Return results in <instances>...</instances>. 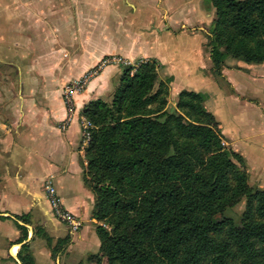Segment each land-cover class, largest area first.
<instances>
[{"label":"crops","instance_id":"1","mask_svg":"<svg viewBox=\"0 0 264 264\" xmlns=\"http://www.w3.org/2000/svg\"><path fill=\"white\" fill-rule=\"evenodd\" d=\"M96 2L110 9L107 21L88 9ZM40 4L20 14L24 21L17 13L12 29L7 19L0 22V264H21L17 250L24 242L34 261L49 264V250L34 230L52 239L69 231L45 198L42 181L48 173L63 206L81 218L66 248L76 252L64 260L72 264L73 253L97 248L79 116L89 99L109 98L121 67L105 66L73 93L64 127L68 112L61 87L104 54L154 60L159 80L170 77L164 81L169 108L182 89L204 91L203 106L216 120L221 143L240 155L253 185L264 184V62L228 58L219 74L212 72L206 34L214 12L207 0H97L88 8L79 0L73 10L71 0L62 8L54 0Z\"/></svg>","mask_w":264,"mask_h":264},{"label":"trees","instance_id":"2","mask_svg":"<svg viewBox=\"0 0 264 264\" xmlns=\"http://www.w3.org/2000/svg\"><path fill=\"white\" fill-rule=\"evenodd\" d=\"M214 12L206 46L211 70L228 58L264 62V0H207ZM154 60L130 72L122 65L109 102L89 100L81 114L90 122L83 180L93 194L91 216L98 264H264V185L247 183L240 155L221 143L206 93L182 89L168 111L166 85L152 90ZM153 104V105H152ZM244 198L238 221L223 214ZM51 255L68 236L41 228ZM100 255L105 261L100 263ZM21 264L34 261L20 244ZM74 264H82L76 262Z\"/></svg>","mask_w":264,"mask_h":264},{"label":"rangeland","instance_id":"3","mask_svg":"<svg viewBox=\"0 0 264 264\" xmlns=\"http://www.w3.org/2000/svg\"><path fill=\"white\" fill-rule=\"evenodd\" d=\"M55 1V7L56 8H62L64 5H63V2H64V0H54ZM77 1H79V0H71V7H72V10L76 7V3H77ZM86 1V3H87V8L90 6L88 3H90V2H93V1H97V0H85ZM105 2H108L109 3V1L110 0H104ZM37 3V2H41V4H40V6L41 7H43V6H45L46 5V2H47V0H0V22H5V20L7 19L8 20V28L9 29H12L11 27H9V25H14V22H15V19H16V16L18 15L17 13H19V16H18V18L20 17V19H22L23 21L26 19V17L25 16H22V15H20L21 13H24L23 11L24 10H27V9H29V8H31L32 7V3ZM207 6L208 7H210V5H209V3L207 2ZM93 8H88V9H92V10H95L96 12H98V15L100 16V17H103L104 18V20L105 21H107L108 19V15H107V11H109L110 9L108 8V7H104V6H101V3L99 2V3H97L96 2V4H95V6H92ZM211 9H212V7H210ZM87 9V10H88ZM16 11H18V12H16ZM41 18H46V17H41ZM25 23V22H24ZM208 25H209V23L207 24V28H208ZM108 54H113V53H108ZM108 54H104V55H102V56H100V58L101 57H103V56H105V55H108ZM120 55V54H119ZM99 58V59H100ZM98 59V60H99ZM233 59H235V58H229V62H233ZM98 60H97V62H98ZM131 60H136V59H131ZM147 60H149V59H147ZM150 61V60H149ZM97 62H95L93 65H91V66H89V67H93ZM261 63V62H260ZM156 64V63H155ZM107 65H118V66H120L121 67V72H122V65L121 64H106L105 66H107ZM105 66H103L102 68H104ZM88 67V68H89ZM156 67H157V65H156ZM102 68H100L99 69V71L102 69ZM135 68H130V72H132L133 70H134ZM98 71V72H99ZM155 73H156V78H155V81H154V83H153V88H152V90H154L157 86H158V83L160 82V81H162L161 79L159 80V78L157 77V70L155 69ZM98 74V73H97ZM121 74V73H120ZM95 76V75H94ZM94 76H92V77H94ZM79 77V76H78ZM91 77V78H92ZM91 78H89L88 79V81L91 79ZM87 81V82H88ZM119 81V80H118ZM67 82V81H66ZM87 82L85 83V85H84V87L86 86V84H87ZM65 83V82H64ZM63 83V84H64ZM62 84V85H63ZM117 84H118V82H117ZM116 84V85H117ZM165 84V83H164ZM115 85V86H116ZM166 85V84H165ZM115 86H114V88H115ZM83 87V88H84ZM82 88V89H83ZM114 88L112 89V91L110 92V95H109V98H107V99H104V98H101V97H95V98H91V99H89V100H92V99H96V98H99V99H101V100H103V101H105V102H109L110 101V99H111V96H112V92H113V90H114ZM81 89V90H82ZM167 93H168V90H167V86H166V95H165V98H166V103H165V108L168 110V111H170V110H172V109H174V108H169V107H167ZM88 100V101H89ZM87 101V102H88ZM153 105V104H152ZM85 117V116H84ZM86 118V117H85ZM91 123V122H90ZM222 138V137H221ZM220 138V139H221ZM242 166H243V164H242ZM244 167V166H243ZM247 183L249 184V185H252V186H258V185H253V183H252V181H251V179L249 178V176H248V173H247ZM264 185V184H263ZM263 185H259V186H263ZM243 207H244V198L242 197V198H240L236 203H234L233 205H231V206H227L224 210H223V214H225V215H228V216H230L233 220H235V221H238L239 220V217H240V213H241V211H242V209H243ZM94 218V217H93ZM95 219V218H94ZM94 223H100V224H102V225H104L105 227H108L103 221H100V220H96L95 219V222ZM94 223H93V229H94ZM81 226V225H80ZM79 226V227H80ZM78 227V228H79ZM77 228V229H78ZM76 229V230H77ZM69 230V229H68ZM75 230V231H76ZM21 232H23V231H21ZM71 232H74V231H66V233L63 235V236H65V235H67L68 236V241H67V243L65 244V246H64V248L60 251V252H58V253H56L55 255H51L50 254V251H49V259L47 260V258L45 259L47 262H49V264H54V260H55V258H57V260L59 261V263H57V264H60V256L61 255H63L62 256V261L61 262H63L62 264H67L66 263V261L64 260V258L65 257H67V255H69L71 252H76V250L75 249H69V250H66V248H67V246L69 245V243L71 242ZM94 233H95V231H94ZM35 235V234H34ZM95 236H96V234H95ZM39 237H41L42 238V240H43V243H44V245H45V247H47L48 248V250H49V246L46 244V241H45V239L42 237V236H39ZM96 239H97V242H98V245H97V248L95 249V250H92V251H90L91 253H99V250H98V246H99V241H98V238H97V236H96ZM54 240L55 239H52V241H51V244L52 243H54ZM30 248V247H29ZM37 250H39V249H37ZM37 250L35 249V253L37 254V257H39V258H37L40 262L42 261V256H39V252H37ZM66 250V251H65ZM30 251H31V249H30ZM90 252H87V253H85V254H83V255H81V256H78V254L77 253H73L72 254V260H76L75 262H73L72 264H74V263H76V262H81L82 264H98L97 262H95V260H94V258L92 259V261H90V262H88L87 260H86V256H87V254L88 253H90ZM62 253V254H61ZM61 254V255H60ZM74 256V257H73ZM79 257V258H78ZM105 261V258H104V256H102V255H100V263H103ZM4 264H7V263H4Z\"/></svg>","mask_w":264,"mask_h":264},{"label":"built area","instance_id":"4","mask_svg":"<svg viewBox=\"0 0 264 264\" xmlns=\"http://www.w3.org/2000/svg\"><path fill=\"white\" fill-rule=\"evenodd\" d=\"M144 58H137L131 60L125 56L119 54H108L101 57L98 62L93 66L87 68L82 74L65 82L61 87V95L64 105L67 109V116L61 122L60 127H64L66 122L70 119V114L73 112V93L80 91L89 78L96 75L100 68L106 64H121L129 65L130 68H135L139 63L145 61ZM79 123L82 132V139L87 144L89 138V127L91 126L90 121L83 115L79 116ZM53 175L48 173L44 176L42 181L43 192L48 202L49 208L53 216L64 223L70 231H75L81 225V218L66 209L62 202L59 193L53 183Z\"/></svg>","mask_w":264,"mask_h":264}]
</instances>
